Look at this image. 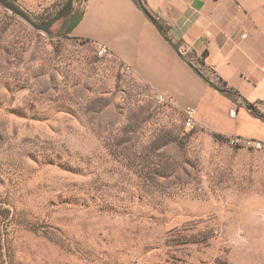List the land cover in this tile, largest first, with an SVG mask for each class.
<instances>
[{"label": "rangeland", "instance_id": "1", "mask_svg": "<svg viewBox=\"0 0 264 264\" xmlns=\"http://www.w3.org/2000/svg\"><path fill=\"white\" fill-rule=\"evenodd\" d=\"M69 22L0 4V264H264V151L186 131Z\"/></svg>", "mask_w": 264, "mask_h": 264}, {"label": "crops", "instance_id": "2", "mask_svg": "<svg viewBox=\"0 0 264 264\" xmlns=\"http://www.w3.org/2000/svg\"><path fill=\"white\" fill-rule=\"evenodd\" d=\"M80 12L70 35L106 45L107 60L181 113L195 107L200 136L264 140V0H85ZM138 116L142 129L152 113Z\"/></svg>", "mask_w": 264, "mask_h": 264}, {"label": "built area", "instance_id": "3", "mask_svg": "<svg viewBox=\"0 0 264 264\" xmlns=\"http://www.w3.org/2000/svg\"><path fill=\"white\" fill-rule=\"evenodd\" d=\"M97 54L101 58L111 57L112 53L106 45H100L97 49ZM132 68L129 65L125 66V71L130 72ZM156 98L159 104L164 106L175 107V99L164 93L156 92ZM184 127L186 131L196 129L198 126V110L195 107H187L183 111ZM232 147H244L248 149L264 151V140L257 138L243 137L234 135L228 137L226 141Z\"/></svg>", "mask_w": 264, "mask_h": 264}, {"label": "water", "instance_id": "4", "mask_svg": "<svg viewBox=\"0 0 264 264\" xmlns=\"http://www.w3.org/2000/svg\"><path fill=\"white\" fill-rule=\"evenodd\" d=\"M139 2L143 5V0H139ZM0 4H2L5 8L10 10L12 13L24 19L26 22L31 24L35 29L41 30L46 33H51V28L57 22L68 18L74 11V0H67L63 5L62 9L50 19L44 22H37L32 18V16L15 0H0ZM144 10L148 13V10L144 7ZM195 68L199 71V69L195 66ZM207 80H209L206 77Z\"/></svg>", "mask_w": 264, "mask_h": 264}, {"label": "trees", "instance_id": "5", "mask_svg": "<svg viewBox=\"0 0 264 264\" xmlns=\"http://www.w3.org/2000/svg\"><path fill=\"white\" fill-rule=\"evenodd\" d=\"M81 17H82L81 16V12L80 13H76L75 11H73V13L68 18H66L68 20L70 19L69 26H68V31H70L80 21ZM224 92H225V94H227L228 96L232 97L233 99L237 98V94L231 89H226ZM218 138L227 141V138H224V137H221V136H219ZM171 139L172 140H176V137H173ZM118 143H120V142H118ZM165 143L161 144L160 148H163L165 146Z\"/></svg>", "mask_w": 264, "mask_h": 264}]
</instances>
